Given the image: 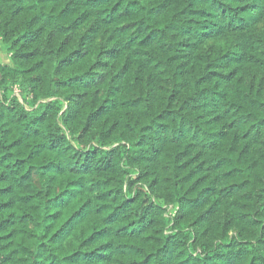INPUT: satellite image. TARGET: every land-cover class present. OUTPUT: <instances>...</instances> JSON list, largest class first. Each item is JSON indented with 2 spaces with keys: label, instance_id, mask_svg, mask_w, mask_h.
I'll use <instances>...</instances> for the list:
<instances>
[{
  "label": "trees",
  "instance_id": "16d2710c",
  "mask_svg": "<svg viewBox=\"0 0 264 264\" xmlns=\"http://www.w3.org/2000/svg\"><path fill=\"white\" fill-rule=\"evenodd\" d=\"M122 2L38 0L39 11L31 4L18 6L11 9L8 20L3 19L8 10L0 12L1 41L8 45L12 63L0 64V84L10 78L15 84L19 79L20 84L12 94L19 93L27 104L7 95L11 86L0 96V120L3 121L0 125V264H157V261L161 264H251L246 249L226 251L234 244L244 245L248 241L229 239L221 240L220 244L214 241L225 236L237 218L243 222L250 215L253 218L249 224L259 228L260 234L264 235V223L258 218L260 210L251 213L250 205L246 203L253 199L252 194L244 192L241 196L248 185V181L241 179L244 169L232 166L244 162L248 169L264 172V142L255 137L241 147L233 132L236 120L232 119L245 107L264 109V25L260 21L249 24L246 29L209 28L201 33L200 44L189 54L190 61L185 63L204 64L203 58L209 55L205 49L208 45L212 55L222 52L220 59L230 69L222 73L213 71L209 80L201 76L197 82L208 84L216 78L228 85L227 91L217 93L219 104L212 106L211 118L204 121L215 130L198 145L165 144L158 151L157 159L162 164L169 161L174 171L183 173L181 181L191 194L195 216L188 225L189 228L196 226L191 245L201 255L188 250V234L181 227L185 223L184 216L172 218L177 231L163 235V203L150 202L142 209L143 214L130 215L145 189L120 199L122 189L113 187V165L118 155L115 148L109 150L111 158L102 165L97 160L99 149L96 147L77 149L74 155L78 154V158L70 168L62 167L49 157V154L57 153L59 141L69 135L67 130L59 136L49 131L48 121L58 108L55 90L88 89L96 82H104L106 74L90 76L93 68L103 65L99 60L89 64L92 49L84 47L89 33L93 32L96 14H104V21L117 24L122 33L136 27L137 21L130 10L134 7L132 0L123 10ZM172 4L184 6L176 12ZM157 7L173 15L208 18L217 13L225 14L231 6H224L223 0H172L170 4ZM240 10L245 12L247 5L241 3ZM60 17L66 28L56 22ZM242 32L247 33L246 39H240ZM151 36L149 33L140 40L144 48L150 45ZM94 38L100 39L98 29ZM108 51L123 55L115 49ZM53 53L58 58L53 59ZM132 55L140 58L141 52L137 50ZM143 59L146 71L149 66L157 67L151 57ZM168 59L173 58L169 56ZM204 66L211 67L210 64ZM129 67L125 57L121 71ZM73 95L80 103L76 119L83 117L82 132L90 133L97 125L101 126V133L105 125L112 132L120 123L116 109L103 103L92 107L86 91L70 92L68 99ZM225 103L228 107L223 108L222 113L211 114L219 112V105ZM37 104L41 110L29 117ZM61 118L65 123L69 122L68 116L61 114ZM192 136L197 139V132ZM72 147L68 144L65 151ZM145 163L155 161L149 159ZM168 167L169 164H163L160 174L147 184L149 194L155 193L161 200L165 199L163 193L170 179L166 175ZM147 179L148 173L137 174L135 180L127 181L129 190L137 181ZM94 191L98 192L95 197L90 195ZM179 200L183 201L184 196ZM117 224L120 227L113 238L108 226ZM130 225L136 227L130 228ZM197 244H202V248L197 249ZM256 259L252 258L253 261Z\"/></svg>",
  "mask_w": 264,
  "mask_h": 264
},
{
  "label": "clouds",
  "instance_id": "9594fccd",
  "mask_svg": "<svg viewBox=\"0 0 264 264\" xmlns=\"http://www.w3.org/2000/svg\"><path fill=\"white\" fill-rule=\"evenodd\" d=\"M132 3L134 7L130 10L133 13L132 18L137 21L135 28L127 33H122L117 24H109L104 21V14H96L97 18L92 22L93 32L89 33L88 39L84 43V47L92 49V58L89 60V64L99 60L103 65L93 68L90 76L106 74L104 82L102 84L96 82L88 89L55 90L58 108L48 121L49 131H53L59 136L60 133L67 130L69 135L66 139L59 141L60 147L57 153L49 154V157L62 167L70 168L78 158V154L74 155L77 149L96 147L99 149L97 160L102 165L111 158L112 154L109 150L115 148L118 155L116 163L113 165L115 168L113 187L122 189L120 199H127L129 195H134L139 189H145L136 208L130 210V215L143 214L142 209L150 202L163 203L165 205L162 216L165 222L162 225L163 235L177 231L172 218L178 215L184 216L185 223L181 227L188 234V250L194 251L191 245V235L196 232V226L188 227L192 219L195 218L192 209L193 202L190 199L191 194L187 193L181 181L182 171H174L169 161L163 162V164H169L166 175L170 177L168 187L163 193L165 199H158L155 193L150 195L147 191V184L151 183L152 177L160 174L163 164L157 159V156L163 145L172 143L198 145L209 138L210 131L215 130L206 126L204 121L211 118L212 106L219 104L217 93L227 91L228 85L216 78H213L208 84L197 82L201 76H204L205 80H209L213 71L222 73L230 71V69L220 59L222 52L212 55L208 45H205V49L209 51V55L203 58L204 64L196 66L194 63H185V61H190L189 54L200 44L201 33L207 32L209 28H221L228 31L246 29L249 24L257 20L264 25V0H223L224 6H231L229 10L223 15L217 13L208 18L189 17L187 14L173 15L171 12L157 7L161 4H170L172 0H132ZM241 3L247 5L245 12L240 10ZM29 4L34 6L35 11H39L38 0H0V12L7 9L8 12L3 16V19L8 20L11 9L18 6L27 7ZM128 4L129 0H123L121 10ZM183 6V4H172L176 12L179 11V7ZM190 19L191 24L189 23ZM56 22L66 28L62 17L56 18ZM97 29L100 31V39L94 38ZM2 32L3 27L0 25V33ZM149 33H152V36L149 37L151 43L148 48H144L140 44V40L148 36ZM239 37L242 40L246 39L247 33H239ZM130 41H132L131 44ZM109 49H115L123 55L117 56L115 52H109ZM137 50L141 52L140 58H134L132 55ZM239 50L237 49V51ZM169 56L173 58L171 61L168 59ZM125 57L128 58L130 67L121 71ZM144 57H151L157 67L149 66L146 71ZM56 58H58L57 54L53 53V59ZM206 64H210L211 67H205ZM117 73L120 75L117 76ZM18 84H20L19 79L14 84L11 78L4 84H0V96L9 86L11 87L7 91V95L11 96ZM23 86L28 87V85ZM77 90L87 92L92 107L103 103L106 107L117 110L116 118L120 120V123L112 132L108 131L106 125L103 127L102 133L100 125H97L96 129L90 133L87 130L81 131L83 117L80 120L76 119L80 103L74 95L68 99L69 93ZM104 97L107 99L105 100ZM4 102L10 103L8 100ZM68 106H71L70 109ZM225 107H228L226 103L219 105V112L211 114H220ZM40 110V106L37 104L29 112V117L38 114ZM249 112L253 115L249 116ZM61 114L68 116V123L63 121ZM232 119L236 120L233 132L241 147L255 137L264 142V109L245 107L242 111L236 112ZM2 124L3 121L0 120V125ZM193 132H197L195 140L192 136ZM77 137L80 139L78 140ZM68 144L73 147L65 151ZM105 152H109V155L104 156ZM100 157H104V159L101 160ZM149 159L155 163H145ZM176 163L179 164L182 161ZM232 166L244 169L241 179L248 181V185L244 188L241 196L244 192L252 194L253 199L246 201L250 205L249 211L256 213V210L259 209L258 218L264 223V172L257 173L248 169L244 162L233 163ZM141 172L148 173L149 179L137 181L129 190L127 181L135 180L137 174ZM97 194V191L90 193L93 197ZM113 195L116 193L113 192ZM180 196H184L183 201L179 200ZM144 197L148 199L145 200ZM252 218L250 215L243 222L237 218L226 235L217 237L214 243L220 244L221 240L226 242L229 239L248 241L244 245L234 244L232 249L226 251L237 252L240 248H244L247 250V260L251 261V264H264V235L260 234L259 228L249 224ZM118 227H120L118 224L108 226L111 237L114 238L117 235ZM131 227H136V225H130ZM241 232L244 234L237 235ZM196 248H202V244H197ZM144 254L147 255V253ZM194 254L199 256L201 252L194 251ZM253 257L257 259L253 261ZM157 264H161V262L157 261Z\"/></svg>",
  "mask_w": 264,
  "mask_h": 264
},
{
  "label": "rangeland",
  "instance_id": "374dc122",
  "mask_svg": "<svg viewBox=\"0 0 264 264\" xmlns=\"http://www.w3.org/2000/svg\"><path fill=\"white\" fill-rule=\"evenodd\" d=\"M0 64L12 65L9 57L8 45L3 41H1V39H0ZM11 96H15L20 102H22L24 105L27 106V104L24 102V99L19 93L14 92Z\"/></svg>",
  "mask_w": 264,
  "mask_h": 264
}]
</instances>
